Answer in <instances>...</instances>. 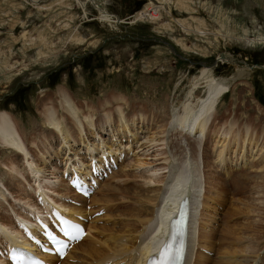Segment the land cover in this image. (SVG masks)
<instances>
[{
	"label": "rangeland",
	"instance_id": "obj_1",
	"mask_svg": "<svg viewBox=\"0 0 264 264\" xmlns=\"http://www.w3.org/2000/svg\"><path fill=\"white\" fill-rule=\"evenodd\" d=\"M106 2L107 11L118 20L116 26L100 21L98 10L89 1H86L84 9L77 0H0V110L12 112L31 140L34 137V147H31V151L34 150L32 151L34 172L42 179L44 191L56 200L58 197L75 196L65 188L67 183L61 177L63 173L60 175V168L63 169L66 160L73 161L74 159H70L76 156L83 158L86 154L85 145L83 140L79 139L68 150L67 143L62 145L58 137L54 139L55 145H59L56 154L53 152L51 156L45 154L42 150L48 149H45L46 138L50 140V133L53 130L43 125L39 100L47 101V104L54 102L57 106L55 101L58 96L57 89L63 86L77 104L81 107L87 105L93 109L95 112L93 117L97 120L98 118L100 121L104 120V115L110 111L111 116L114 115L111 123L101 122L100 124H106L103 128L95 123V128L87 129L86 132H89L83 134L85 139L86 136H90L91 141L88 144L96 147L108 144L109 140L111 141L109 137L111 132L119 131V135L122 136L124 128H117L116 114L119 111L118 105L122 106L121 112L126 118H130V123L135 127L131 129H134L137 137L133 135L130 138L121 137L118 144L126 147V157L119 162L112 174L102 180V186L95 194L102 202L93 201L95 197L83 201L86 211L105 207L102 214L93 217L97 220L92 226H102L100 228L104 231L93 230L90 238L85 241L86 244L101 247L99 242H104L111 235L103 225L105 228L119 229L122 222L137 220L136 217L128 216V212L137 211L140 206L136 200L138 197H134V191L141 192V198L142 195L147 197L145 188L152 198L160 195L161 190L157 196L152 189L161 187V180L167 174V169L162 166L168 163V151L170 157L173 155L177 161H181L183 149L180 142L185 140L192 148L196 145L199 139L197 136L181 134L178 129L167 131L166 126L169 114L179 109L185 100L193 77L200 75V69L204 66L214 67L213 71L217 77H232L239 67H245V75L234 81L219 103L217 101L216 111L200 147L201 160H205L202 162V167L205 165L202 170L204 183L198 198L200 201L199 215L196 216L198 224L194 225V228L198 233L200 225L205 222L208 224L209 221L211 224L206 228L205 224L203 228L216 230L214 232L217 238L221 236L223 216L229 209L230 201L237 207L244 206L246 204L244 200L253 202L250 199L253 196L250 190L239 192L241 186L239 182L242 177L244 178V174L247 173L249 178L254 177L255 179H252L255 181L260 178L259 175H264V0H106ZM149 6L157 7L159 15L155 19L151 15L139 17V13ZM82 33H90L85 42L80 44L72 42V36L77 37ZM223 54L231 55L235 62H228L226 58L224 60ZM13 67H17L18 71H13L15 70ZM202 84L197 90L198 96L206 92ZM115 94L121 95L123 100H115L113 98ZM58 112L62 113V110L59 109ZM86 113H89L88 110ZM229 121L236 123L238 127L236 133L238 129L243 132L247 125L254 127L253 133L259 136V140L257 146L250 144V141L241 140L237 144L232 141L230 150H227V157L235 156L240 162L244 148L250 153L252 147L253 153L257 151V147L259 150L261 147V150H258L261 154L245 164L240 162L239 166L235 164L236 161L227 160L230 165L225 168L217 164L214 152L221 149L223 135H226L223 124ZM124 132L128 133L129 130L124 129ZM79 146L84 150L80 151V155H75L73 152L79 150ZM8 158L12 161L19 160L18 155L0 147L2 181L4 183L8 181V184L18 188L13 180H8L9 175L5 174V168L1 166V162L5 163ZM126 172L129 174L125 175ZM22 173L24 175L25 172ZM37 174L34 173V176L29 174L30 180H34ZM22 179L19 177V182ZM210 179H213L212 185ZM31 182L35 186L34 195L29 190H17L12 192L17 196L13 195L9 199L14 208H19L22 215L29 218L35 210L33 208L31 211L28 208L38 206L41 210L43 207L35 202L38 180ZM27 184L29 182L25 183V186L29 187ZM237 185L239 189L236 188ZM110 186L115 187V190L109 191ZM59 187L65 189L66 193L58 194ZM18 193L23 197L20 200L17 198ZM246 196L249 200L244 199ZM221 198L226 201L219 206ZM108 200L110 201L106 202ZM143 205L144 208H151L149 213L154 215L156 201L153 200L151 203L144 201ZM251 205L246 209V213L238 215L236 219L233 218L232 222L239 221L241 225H248L246 223L252 225L255 220L264 226V212L257 206L252 208ZM22 208H26L28 212ZM249 208H255V213L254 211L247 213ZM149 213L144 212L145 215L141 217H148ZM209 217L215 222H210ZM31 224L33 223L30 222ZM245 233L251 234V231ZM114 236L116 237L115 234L112 235ZM253 237L252 234L251 238ZM247 240L248 237L241 241L248 243ZM123 241L129 242V237L125 236ZM137 241L142 243L143 238L138 237ZM196 242L195 252L200 251L205 256L209 254L208 257H211V259L207 257L209 261L214 262V259L221 255L216 250L212 252L204 246L198 247L199 240ZM214 244L219 246V240H216V243L214 241ZM79 253L80 251L72 253L70 258H66V263H75L77 259L73 258V255ZM133 254L135 255V251ZM239 255L234 256L242 258V254ZM194 258L196 259L195 254L192 257L193 261ZM2 260L4 259L0 258V261ZM212 262L210 264H213Z\"/></svg>",
	"mask_w": 264,
	"mask_h": 264
},
{
	"label": "bare ground",
	"instance_id": "obj_2",
	"mask_svg": "<svg viewBox=\"0 0 264 264\" xmlns=\"http://www.w3.org/2000/svg\"><path fill=\"white\" fill-rule=\"evenodd\" d=\"M77 1L79 2V4L84 9H86L85 8L86 1L87 2L89 1L98 10V12H99L98 17H99L100 21L109 23L113 26H116V23L118 22V20H115L114 16L107 11L106 0H77ZM149 13H151V14H149ZM147 15H151V17L155 19V17L159 15L157 7H150L149 6V7H147V9H144L143 11H141L139 13V17H145ZM78 35H77V37H74V36L71 37L73 39L72 42L75 41L74 43H76V44H78V43L80 44L83 41L85 42V40L88 39L87 37L90 35V33H85V34L82 33L81 35H79V36ZM47 43H49V42H47ZM65 45H67V44H65ZM222 57L224 60L226 58V60L228 62H232V63L235 62V60L231 57V55L223 54ZM9 66H11V65H9ZM13 68L15 69L13 71H15V72L18 71L17 67H13ZM213 68L209 67V66H204V68L202 67V69H200L201 73H200V75H198L199 77L197 75L195 77H193L194 78L192 80L193 82L191 81L192 84L190 85L189 91L186 93V98L182 102L180 108L175 110L171 115L169 114V118L166 121V126H168V128L166 127L167 131H171L172 129H178L179 131L178 130L177 131L180 132L181 134H187L189 136L191 134H193V135L197 136V139L199 138L200 140L199 139H198V141H196L197 139L195 140L196 145L193 146V148L185 140L183 142H180V147H182V149H183V158L181 161H177L173 155H171V157H170V151H168V153H169V156L167 158L168 163L166 165L162 166L163 168L167 169V174L166 175L164 174L165 177H164V179L161 180L162 181L161 187H158L156 189H154V188L152 189V192L154 191L153 193H156L157 196L159 195V192L161 190V193L158 197L152 198V195L149 196L150 192L148 191V189L145 191L146 188L144 189V192L145 193L147 192V194H146L147 197H145V195H142V198L145 197L144 199H142L140 197L141 192H139V191L133 192L134 197H136V198L138 197V199H136V200L139 201L140 206L138 207L137 211L128 212V216L130 215V217H132V218L136 217L137 218V220L135 219L136 221H131L129 223L128 222L127 223L122 222L119 229L118 228L115 229L114 227L113 228H111V227L105 228L103 225L104 229H106V230L108 229V232L109 231L111 232L109 239H112L113 241L108 242L107 240H109V239L106 238L107 240L105 239L104 242H102V243L99 242L101 247H97V246L91 245V244H86L85 241H86V239L90 238V235H92L93 230H96V231H98V229L102 230L101 229L102 226H100L101 228L98 226L92 227L93 225H95L93 223L97 219L92 220L89 223V231H88L87 235L78 244H76L73 247V249L69 252V254L65 257V258H68L75 251H77V252L80 251L79 254H75V256L73 255V258L77 259L76 262L73 264H100V263H102L106 260H109V259L119 261L120 264H123V263H125V264H140L141 261L143 262L144 258L149 253L159 250L161 245L165 242V240L168 237V233H169L170 220L172 219V217H175L181 200L186 196H188L190 199L192 215H191V221H190L189 250H188V255H187L185 264H193L194 262H195L194 264H210L212 262V260H210V261L208 260V258H209L208 253H207L208 255L205 256V255H203L204 253L201 254L200 251L195 252V247L197 245L196 240H199V242H198L199 246L198 247L202 248V246H204L207 248V250L208 249L212 250V252H213V250H216V251H218L219 254H221L218 258L215 256L216 258L214 259V262H212L213 264H264V229H263L264 226H262V224H260L259 222L255 221V220L253 221L252 225H250L251 223L250 224L246 223L249 226L244 225V224L241 225L239 223V221L238 222H232L233 218L238 217V215H240L242 213H246V209L248 208V206H250V204H252L251 205L252 208L257 206L260 208L261 211L264 212V180H263L264 175L263 174L261 176L259 175L258 177H260L261 179L260 178L256 179V181L253 180V179H255L254 177H252L253 179L249 178V176L246 175L247 173L244 174V178L243 177H242V179L240 178L241 180L239 183L241 184V186L239 187V185H240L239 184L236 186V188L237 187L240 188V189L237 188V189H239V192H244L245 190L246 191L250 190V193L253 195L252 197H250V199H252L254 203L252 201L250 203V202L244 200V203L246 202V204H244V206H242V207H237V205L234 206V204H233L234 202L232 203L230 201L229 206H228L229 209H227V212L223 216L224 217L223 218V221H224L223 225L224 226H223V228H221V236L215 238L216 232H214V231H216V230L211 231V229L209 228L210 231H208L209 229L208 230L205 229L209 224V221H208V224H206V222H205L206 220L205 221L203 220L206 224L205 228H203L204 227L203 225H205V224L200 225L201 227L198 230V233L196 231L197 229L194 228V225L196 226L198 224V223H196L198 221V218L196 216L199 215V209H200L199 208V204H200L199 202L200 201L198 200V198H200L199 196L201 195V190H203V184L202 183H204L202 180L203 179L202 178L203 177L202 170H203V167L205 165H203V167H202V162H204L205 160H201L202 159V154H201L202 150H200V147H202L203 141L206 138V130H208L209 122H210L212 116H214V113L216 111L217 101L219 103L220 98L222 96H224L225 92L227 91V89L229 87L232 86L234 81H236L240 76L242 77L245 75V69H246L245 67H243V68L239 67L237 73L232 77H217L213 71ZM201 83L204 84V86L206 88V90H205L206 92L204 93V95L198 96L197 90H198L199 86H201L200 85ZM57 94H58V96H57V99L55 100V101H57V106H56V104H54V102L52 104H47V101L39 100V109H40L39 112H40L41 117H42L43 125H45V127H47L48 129L50 128L53 130L50 133L51 134L50 140L48 138H46L47 144L45 145V149L46 148H48V149H46L45 151L44 150H42V151L48 155H50L52 152L56 154L57 150L59 149L58 148L59 145L58 146L55 145V143H56L55 140L58 137H59V141H62L61 142V143H63L62 145H64V143L65 144L67 143V146H69L68 150H70L74 146L73 143H77V141L79 139H81V140H83L84 145H85V153H86L85 155L90 154L89 156H92V157L95 156L96 158H100L98 151L101 150V148L104 149V147H102L101 145H99L97 147L95 145L90 146L88 144L91 141L89 139L90 136L89 137L86 136L87 138L85 139L83 134L89 132V131L86 132L87 129L92 130V127H94L95 123H97L99 126L101 125L100 127L103 128V126H106V124L105 123L100 124V123L104 122V121H106V123L107 122L111 123V119L113 118L114 115L111 116V114L109 113L110 111H109L106 114L104 113L105 114L104 120L100 121L101 120L100 118H98V120H97L96 117H93L94 116L93 114L95 113V112H93L94 110L89 108L87 105H84L81 107L79 104H77L76 101L72 98L71 94H69V92L63 86H60L57 89ZM113 98L115 100H123L121 95H116ZM46 99L47 100H53L52 98H49V99L46 98ZM85 106H87V108ZM59 109L62 110V113L58 112ZM87 110L89 113H86ZM118 110L119 111L116 112V114L118 116V119H117L118 120V127L117 128L122 127L127 131L129 130L130 134H128L129 132L128 133L124 132V129H123L122 136L118 135L117 137H119L120 140L123 137L130 138L132 135L134 137H137L136 132L133 131L134 129L133 130L131 129V127H133V128H135V127H134V125H132L130 123V118H126V116H124V114L121 112L122 106L118 105ZM70 117H72L73 120H71ZM232 121L236 122V120H232ZM232 121L225 122L223 124L224 130L226 131V135H223L224 139L221 141V144H220L221 149L219 148L218 152L217 151H216V153L214 152V154H215L214 158H215V160H217V164L222 165L225 168H226V166L230 165V163L228 164L227 160L236 161L235 164L237 166H239L240 162L241 163L244 162V164H245V162L247 163L249 161H252V159H254L256 155L261 154V153H258L259 147H257V151L254 153H253V147H252L250 149V153H248L246 148H244V150L242 151V154L240 155V159H241L240 162L237 160V158L235 156H228L227 157V155H226L227 150L228 149L230 150V147H231L230 144H232V141L235 144H237L241 140H243L244 142L250 141V144L257 146V143L259 140V136H257L256 134L253 133L254 127L247 125L243 129V132L239 131L240 129H238V133H236V130L238 127H236V123H234ZM20 123L21 122H19L18 119H16V116H14V114L12 112H10L9 110H6V109L0 110V147L3 148L4 150H10V151H12L13 154H16L19 156L18 161H12L9 159L10 158L9 157L8 159L5 160V163L1 162V166L3 168H5V171L7 172L6 173L4 171L5 174L9 175L8 180H13L14 183H16V185L18 186V188L13 186V184H10V183L8 184V181H6L4 183L2 181L3 176H2V174H0V207H1L0 208L1 209V211H0V233L4 237L2 239V241H5V242L9 241L10 243L23 244V242H20L23 239V232L17 226L18 222L23 221L29 225H30V222H32L33 224H31V226L34 227V226H36V224H35L34 218L31 216H34L35 214H38L41 216H46V214H48L50 212V210L53 206H56V207H59L60 209H62V205L64 203L59 200L60 197H58V199L55 200L54 198L51 197L50 194H48L46 191H44L45 187L43 186L44 187V189H43L42 183H41L42 179L40 178L39 174L34 172V153L32 152L34 150L31 151V147L32 148L34 147V137L32 136L33 140H31V138L28 136V133H26L24 131V127L21 126ZM70 123H72V126H70ZM36 124L37 123H35V125ZM41 125H42V123H41ZM33 126H34V124H33ZM111 126H112V124H111ZM110 128H112V127H110ZM226 128H227V130H226ZM221 130H223V129H221ZM165 131H161V132L163 133ZM46 132H48V130H46ZM81 143H82V141H81ZM218 143H219V141H218ZM29 144H31L32 146L31 145L29 146ZM112 144L113 143L110 142L109 146L112 147ZM50 145H51V147H50ZM84 145H83V147H84ZM122 145L120 146V144L119 145L117 144L115 146V149H113L112 151L109 149H104L103 151L107 152L108 154L111 152L114 156V160L118 164L119 152L122 150L126 151V147H123ZM258 145H260V144H258ZM218 147H219V145H218ZM79 148H80V146L78 147V149ZM82 150H84V149L80 148L79 150H74L73 153L75 155H80V153H81L80 151H82ZM239 150H240V148H239ZM260 150H261V147H260ZM56 156H59V155H56ZM45 157L43 156V158H45ZM75 158L82 159L80 161L82 163L81 169L89 168V159L88 158L84 159V158H81V156H79V157L76 156ZM248 158H249V160H248ZM72 159L73 158H71L70 160H72ZM138 160H136V161H138ZM47 161H49V160L47 159ZM73 161L69 162L68 160H66L63 164V168L66 170V168L70 169V167H73L74 165L76 166V164H72ZM139 162H140V160H139ZM139 162L137 163L139 165L138 167H140ZM66 166H68V167H66ZM158 168H160V167H158ZM158 168H156V169H158ZM163 168H162V170H163ZM22 172H25L24 175ZM34 173L37 174L36 177H34V180L35 179L38 180V183H36L37 184L36 186H38L37 187L38 191H37V194L36 193L35 194L41 198V201L43 203L41 205H43V207L41 208V210L39 209L38 206H36V207L33 206L31 208H28L30 210L31 209L33 210V208H34V210H35V212L33 211L34 214L30 216L31 218H29L27 216L22 215L21 210L19 208H14L12 206V204L9 202V199L13 195L17 196V194L12 193L13 191H17V190H19V191L29 190L31 192V194L34 195V192H35L34 187L35 186H34V183L31 182L34 180H30V177H29V174L32 176ZM128 174L129 173L126 172L125 175H128ZM63 175L64 174H62V176ZM19 177L23 178L21 180V182H19ZM212 180L213 179H210L211 185H212ZM26 182H29V184H27V185H29V187L25 186ZM102 183L103 182L100 183L97 191H99L100 187L102 186ZM67 184H65V186H66L65 188H67V190L69 192L71 190H69L70 187ZM243 184L245 186H242ZM113 186L108 187V190L114 191L115 187H113ZM209 186H210V184H209ZM64 191H65V189H61L60 187L57 188L58 194H61V195L65 194L66 192H64ZM58 194H57V196H58ZM18 195H19V197H17V198L19 200L21 198H23L22 196H20V193H18ZM75 196H76L75 198L77 200L81 201V203L84 200H86L82 197L78 198L79 195L76 193H75ZM93 197H95V194L93 196H90L89 199L92 200ZM100 199L95 197L93 201H97L98 203L102 202V199L101 200ZM103 199H106V198H103ZM244 199L249 200L248 197L244 198ZM153 200L156 201V203H157L156 209L153 208L155 210L154 215H152V213H149L151 208H148V207L144 208L145 204L143 205L144 201H146L147 203H151ZM109 201L110 200H108L106 202H109ZM225 201L226 200L224 198H221L219 201L220 202L219 206H220V204L223 205L225 203ZM239 201H240V199H239ZM242 201H243V199H242ZM35 202L37 204H40L38 202V198L35 200ZM260 204H262V206ZM206 205H207L206 207H208V204H206ZM64 206H65L64 207L65 210H68L69 212L85 215L83 212L84 211L83 210V204L80 206H78V205L77 206L76 205L75 206L74 205L73 206L72 205L71 206L64 205ZM252 208L251 209L249 208L248 209L249 211H247V213H251V211L253 212L255 208L254 209H252ZM22 209L25 212H28V210L26 208H22ZM215 209H217V207H215ZM98 210H100V208ZM144 212L149 213L150 216L141 217V215L146 214V213L143 214ZM254 213H255V211H254ZM31 214H32V212H31ZM118 216H120V215H118ZM208 216H209V214H208ZM195 217H196V219H195ZM221 219H219V220H221ZM250 221H252V220L250 219ZM210 222L214 223L215 221L212 220V218H210ZM229 222H231V224H229ZM132 224H134V225H132ZM6 225H8L11 228H8ZM140 226L142 227L141 229L139 228ZM138 228H139V230L137 231ZM106 230H105V232H106ZM212 230H213V227H212ZM102 231H104V230H102ZM102 231H100V232H102ZM218 231H220V229ZM246 231H251V234H249L250 232L245 233ZM113 234H115L116 237L115 236L112 237ZM252 234L254 235L253 238H251ZM125 236L129 237V242L123 241ZM138 237L143 238L142 243H137V242H139V241H137ZM247 237H248V240H247L248 243L241 241V240H243V238L245 239ZM216 240H219V246H216V244H214V241L216 243ZM5 242H3L4 245H5ZM104 248H107V250H103ZM198 249H200V248H198ZM133 251H135V255L133 254ZM261 252L263 254H261ZM193 254H195V256H196V259L194 258L195 261H193V259H192ZM230 254H232V255H230ZM235 254H237V255L242 254V258L238 259L237 257L234 256ZM245 254L247 255V257ZM89 258L92 260L91 261L88 260ZM209 259H211V257ZM3 263H5L4 260L0 261V264H3ZM61 264H69V263H66V261H63Z\"/></svg>",
	"mask_w": 264,
	"mask_h": 264
},
{
	"label": "snow or ice",
	"instance_id": "obj_3",
	"mask_svg": "<svg viewBox=\"0 0 264 264\" xmlns=\"http://www.w3.org/2000/svg\"><path fill=\"white\" fill-rule=\"evenodd\" d=\"M61 231L64 236L72 240H78L83 235V229L78 224L68 220H63ZM48 235L54 244L61 246L57 248V251L62 252L63 242L58 240L54 235H52V233H48ZM160 257V264H180L183 257V246L181 245V247L175 249H173L171 245L166 246L161 250ZM12 259L14 261H18L20 258L14 255Z\"/></svg>",
	"mask_w": 264,
	"mask_h": 264
}]
</instances>
